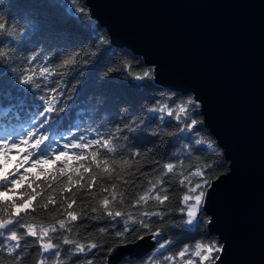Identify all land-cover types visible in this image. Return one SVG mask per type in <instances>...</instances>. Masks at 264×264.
<instances>
[{
    "label": "snow or ice",
    "instance_id": "1",
    "mask_svg": "<svg viewBox=\"0 0 264 264\" xmlns=\"http://www.w3.org/2000/svg\"><path fill=\"white\" fill-rule=\"evenodd\" d=\"M68 9H70L69 14L73 15L76 21H81L85 15H88L86 9L79 5L78 0H69ZM88 23L93 33L89 48L72 51L55 66L51 65L49 55L41 51H32L25 58L24 64L17 68L12 67L13 43L20 41L25 33L15 34L13 30H10L6 18L0 15V34L11 38L9 44L0 48V63L8 61V66L14 73V79L9 80L0 71V104L4 98H10L7 89L19 85V91L28 93L31 97L29 107L35 109L26 127L5 131L3 135H0V156L7 160L9 154L15 150V155L18 157L16 168L0 175V238H3L0 240V251L6 253L13 264H23V260L31 255L30 248H35L40 255L37 264H48L50 261L53 264H65V261L69 264H97L98 260L108 264L107 255L101 256V253L111 254L117 245L106 246L107 240L103 238H114L123 244L127 242V237L130 235L135 236L137 240L149 236L157 247L145 264H222L226 245L220 243L218 239H196L192 243L183 244L178 251L165 255L173 244L170 238H166L168 232L174 228L188 233L198 231L210 190L216 181L228 175L222 158L217 154L215 143L202 134L201 102L195 95L180 96L153 88L151 85L156 80V68L143 66L134 56L131 59H116V53L109 51L108 38L95 34L98 29L90 17ZM30 30H32L31 27L25 32ZM127 55V53L124 54V56ZM106 56L109 58L107 70L104 72L106 78H112L113 73H119L134 87L142 85L144 88H151L160 93L158 96L151 97L149 106L143 110L145 119L139 121V124L158 122L157 130L151 133L153 136L179 139L190 137L183 146L188 167L181 165L179 173V186L183 194L179 198V207L175 211L180 213V217L178 220L172 219L169 212L173 210L169 212L161 210L169 200L167 189L162 186L166 183L164 177L176 171L174 162H166L160 167V178L156 182L149 180V187L133 200L131 208L137 210L135 215L130 210H113L122 207L125 198L118 192V185L111 183L101 189V192L105 193L102 198L93 195L90 191L81 193L82 196H90L98 200L99 206H93L90 209V212L95 215L89 216L86 210L87 205L77 211L73 208L76 200L71 202L65 200L59 207L63 208V203H67V207L55 216L54 222L36 223L34 220L38 208L53 214L49 206L57 207V200L49 193L42 195L43 190L37 191L39 184L31 191L28 188H24L23 191L16 188V185L24 184L25 174L19 172V168L30 163L32 168L43 173L44 169L40 167L41 165H55L59 162L63 166L54 168L53 171H58L60 175H67L69 186L79 184L80 180H74L68 172L81 176L82 169L83 172L89 173L92 183L87 184V188L92 189L96 184V176H110L115 172V168L110 167L107 160L103 164L99 161L101 155L99 150L114 153L116 145L113 141L117 138L115 133L136 131L138 127L137 120L133 118L122 127L118 126L115 133L109 137L97 133V138L88 139L83 135L77 137L69 132L66 136H60L65 143L55 152L54 158L49 156L53 143H58L56 132L57 125L60 124L58 117L60 113L65 112L69 106L67 100L71 98L67 95L65 75L77 71L81 65H87ZM41 60L45 63H38ZM60 69L63 71H59ZM54 75L60 78L51 79ZM11 112L12 108L0 107V115L7 116ZM168 129H174V131ZM69 136L72 138L70 142ZM125 139H127L126 136ZM90 148L93 149L91 152L88 151ZM193 153L200 154L197 157L200 163H191ZM89 158L91 163L87 167L84 163H78L77 167L67 163L69 159L81 162ZM123 163L127 164V161ZM92 165H95V169H92ZM101 168L102 172H96V169ZM116 175L117 179L121 178L118 173ZM32 183L29 181V186ZM168 183L171 186V181ZM109 189L112 191L109 192ZM52 191L54 192L55 189L53 188ZM9 195L17 198L5 199ZM37 197L41 199L37 200ZM149 201L155 202L154 210L139 211L141 208H147ZM26 216H32L33 220L24 219ZM84 218L104 221V226L99 228H95V225H84L86 228H94L99 234L100 241L88 239V236L93 235L92 232H89L84 240L78 239L75 235H64L65 232L72 233L73 225ZM203 223L211 225L213 219H205ZM154 225H156L155 229H153ZM76 226L80 225L76 224ZM20 229L23 231H19ZM54 233L60 235L54 237Z\"/></svg>",
    "mask_w": 264,
    "mask_h": 264
},
{
    "label": "water",
    "instance_id": "2",
    "mask_svg": "<svg viewBox=\"0 0 264 264\" xmlns=\"http://www.w3.org/2000/svg\"><path fill=\"white\" fill-rule=\"evenodd\" d=\"M111 44L142 55L154 82L191 92L227 160L205 225L226 245L222 264H264V0H83ZM117 245L108 264L155 242Z\"/></svg>",
    "mask_w": 264,
    "mask_h": 264
},
{
    "label": "trees",
    "instance_id": "3",
    "mask_svg": "<svg viewBox=\"0 0 264 264\" xmlns=\"http://www.w3.org/2000/svg\"><path fill=\"white\" fill-rule=\"evenodd\" d=\"M78 3L88 13V9L83 3V0H78ZM68 8L69 0H0V15L6 18L10 30H13L17 35L21 32L25 33L20 41L13 43L14 50L11 54L14 63L12 67L18 68L22 66L25 58L32 51H41L49 55L51 57V65L55 66L72 51L80 48H89L92 44L93 36L92 28L88 23L89 17L95 22L96 28L98 29L95 34L103 35L109 40L105 28L98 25L96 20L89 16V14L85 15L81 21H76L74 16L69 14L70 9ZM30 27L32 30L25 32ZM10 40V37H5L3 34H0V41H2L0 48L9 44ZM5 50L8 51L9 49ZM109 51L116 53V59H131L134 56L143 66L150 67L143 62L141 54L129 51V48L125 46H115L110 42ZM125 53L128 55L124 56ZM108 61L109 58L107 56L105 58L102 57L87 65H81L77 71H74L70 75H65L67 95L71 98L67 100L69 106L65 109V112L60 113L58 117L60 120V124L57 125L56 129L58 143H53L49 151V156L54 158L55 152L65 143L63 139H60V136H66L69 132L74 133L77 137L83 135L88 139L97 138V133L104 137H109L115 133L118 126L122 127L124 123L133 118L137 120L138 127L136 131L124 132L123 134L115 133L117 138L113 141L116 145V151L114 153H105L103 149L99 150L101 152L99 161L103 164L107 160L109 166L115 168V172L111 173L110 176H96V184L92 189L87 188V184L92 183V179L89 178V173L83 172L82 169L81 176H77L74 172H68V174L73 176L74 180H80L79 184L69 186L67 175H60L58 171H53L54 168L63 166L59 162L55 165H41L40 167L44 169L43 173L32 168L30 163L24 164V167L19 168V172L25 174L24 184H18L16 188L21 191L24 188H28L31 191L32 188H35L39 184L40 187L36 189L37 191L43 190L42 195L49 193L57 200V207L49 206L54 215L38 208L34 220L36 223L44 222L47 224L54 222L55 216L67 207V203H63V208L59 207L65 200L67 202L76 200L73 208L77 211L87 205L86 210L89 216L95 215L90 212V209L93 206H99L98 200H94L90 196H82L81 193L90 191L93 195H98L102 198L105 193H102L101 189L111 183L118 185V192L122 193L125 198L123 206L113 210H130L135 215L137 214V210L131 208L133 200L143 194L149 187V180L156 182L160 178V167L166 162H174L176 164V171L174 174H169L164 177L166 183L162 186L167 189L169 200L161 210L165 212L173 210L169 212L172 219L178 220L180 217V213L175 211L179 207L178 201L183 194L179 186V173L181 171V165L185 168L188 167V160L185 156L183 146L190 137H182L179 139L169 138L167 136H153L151 133L157 130L158 122L139 124V121L145 119L143 110L149 106L151 97L158 96L160 93L159 91H153L151 88H144L142 85L134 87L133 84H130L119 73H113L112 78H106L104 72L107 70ZM38 63L42 64L45 62L41 60ZM8 65V61L0 63V71L11 80L14 79V73ZM59 71L63 70L60 69ZM59 78L54 75L51 79ZM62 86H64V82H62ZM151 86L165 93L171 92L180 96L192 95L189 91L177 93V90L156 82H153ZM19 88V85L8 88L7 92L10 93V98H4L2 104H0V107L4 109L12 108V112L7 116L0 115V135H3L5 131L26 127L28 121L34 114V107H29L31 97L28 93L19 91ZM168 130L174 131V129ZM202 130V134L215 143L217 154L222 158L226 169L227 160L223 157L221 148L217 146L215 137L203 125ZM125 136L127 139H125ZM71 139L69 136L68 141L70 142ZM92 150L90 148L88 151L91 152ZM76 151L79 152L80 150ZM133 153H138V155H133ZM199 155V153H193L191 159L192 164L201 162L197 159ZM7 160L10 161V165L4 174L17 166L18 157L15 155V150L12 154H9ZM113 161L115 162L114 164L112 163ZM124 161H127V164H124ZM67 163L72 167H77L78 163H84L87 167L91 163V160L89 158L88 160L77 162L69 159ZM92 169H95V165H92ZM102 171V168L96 169V172ZM117 173L120 175V179H117ZM29 181L33 182L31 186H29ZM125 181H128V183H125ZM168 181H171V186ZM53 188L55 189L54 192L52 191ZM111 191L109 189V192ZM13 198L17 197L12 195L5 197V199ZM40 199V197H37V200ZM154 208L155 202L149 201L147 208H141L139 211L154 210ZM24 219L33 220V217L26 216ZM205 219H207V216L203 213L198 231L194 233H188L181 229H171L166 238H170L173 244L165 252V255L178 251L183 244L192 243L196 239H218L215 233H206L207 230L203 223ZM76 224L80 226L77 227ZM76 224L73 225L72 233L65 232L64 235H75L78 239L84 240L88 236V233L92 232L93 235L88 236V239L100 241L99 234L95 229L86 228L84 225H95V228H99L104 226V221L84 218L77 221ZM155 227L156 225L153 226V229ZM19 231L22 232L23 229ZM58 235L60 234H53L54 237ZM135 238V236L130 235L127 237V241ZM27 239L30 240L32 238ZM103 239L107 240L106 246L119 243L114 238L105 237ZM0 240H3V238H0ZM54 242L58 243L59 240H54ZM156 247L157 245L155 244L151 250L136 258L123 256L115 264H145ZM29 251L31 255L23 260V264H37L40 255L35 248H30ZM104 255L108 256L106 253H101V256ZM0 264H13V262L11 258L7 257L6 253L0 251ZM48 264H53V262L50 261ZM65 264H69V262L65 261ZM97 264H103V261L98 260Z\"/></svg>",
    "mask_w": 264,
    "mask_h": 264
},
{
    "label": "rangeland",
    "instance_id": "4",
    "mask_svg": "<svg viewBox=\"0 0 264 264\" xmlns=\"http://www.w3.org/2000/svg\"><path fill=\"white\" fill-rule=\"evenodd\" d=\"M10 161L5 160L4 157L0 156V175H3L5 170L9 167Z\"/></svg>",
    "mask_w": 264,
    "mask_h": 264
}]
</instances>
